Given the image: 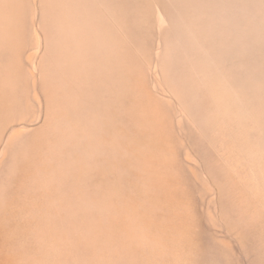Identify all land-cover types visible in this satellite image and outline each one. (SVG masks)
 I'll return each mask as SVG.
<instances>
[{"label": "rangeland", "instance_id": "obj_1", "mask_svg": "<svg viewBox=\"0 0 264 264\" xmlns=\"http://www.w3.org/2000/svg\"><path fill=\"white\" fill-rule=\"evenodd\" d=\"M0 264H264V0H0Z\"/></svg>", "mask_w": 264, "mask_h": 264}]
</instances>
